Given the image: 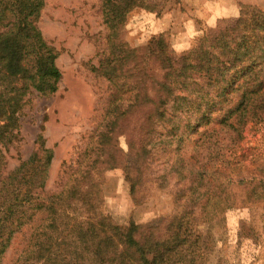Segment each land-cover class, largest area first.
<instances>
[{"label": "rangeland", "instance_id": "obj_1", "mask_svg": "<svg viewBox=\"0 0 264 264\" xmlns=\"http://www.w3.org/2000/svg\"><path fill=\"white\" fill-rule=\"evenodd\" d=\"M242 6L264 10V0H135L121 15L107 0L45 1L38 26L62 77L54 93L27 92L2 165L4 174L17 167L39 136L53 150L41 197L64 193L66 227L52 245L65 262L83 264L86 240L100 236L113 264H264V80L247 109L229 114L241 98L231 93L204 116L184 99L159 119L146 106V70L135 68L153 37L180 54L234 25ZM48 222L36 213L0 264H14ZM128 231L145 243L146 263L127 247Z\"/></svg>", "mask_w": 264, "mask_h": 264}, {"label": "trees", "instance_id": "obj_2", "mask_svg": "<svg viewBox=\"0 0 264 264\" xmlns=\"http://www.w3.org/2000/svg\"><path fill=\"white\" fill-rule=\"evenodd\" d=\"M45 1L0 0V263L16 233L30 224L36 213L47 212L48 227L44 226L41 232L33 230L27 248L14 264H68L60 249L52 245L54 236L58 240L66 227L58 219L64 211V193L41 197L49 178L53 150L39 136L38 149L17 167L4 174L2 165V146L7 147L17 135L13 132L15 125L18 126L15 114L24 106L27 92L54 93L62 77L56 63L58 52L45 40L38 26ZM107 1L121 15L135 0ZM242 7L234 25L209 29L194 47L180 54L171 48L164 35L155 36L148 43L146 64L135 68L146 70V106L154 111L155 117L165 119L176 115L184 99L183 102L204 112V116L207 109L216 107L219 97L231 93H238L241 98L227 112L247 109L264 80V10ZM150 59L156 60L158 67L152 68ZM156 68L160 74L152 72ZM108 69L113 71L114 67ZM92 231L96 237L98 232ZM124 238L127 247H136L134 251L146 263L145 243L135 241L131 231ZM181 242L174 240L171 246L179 251ZM171 246L168 248L173 250ZM102 251L100 236L96 245L86 240L83 264H104L103 260L113 264L110 256L107 259L101 255ZM162 256L152 261L157 262L158 258L162 261ZM71 264L78 263L71 260Z\"/></svg>", "mask_w": 264, "mask_h": 264}, {"label": "crops", "instance_id": "obj_3", "mask_svg": "<svg viewBox=\"0 0 264 264\" xmlns=\"http://www.w3.org/2000/svg\"><path fill=\"white\" fill-rule=\"evenodd\" d=\"M234 7H235V8H238V5H236V3H235V4H234ZM236 10H237V9H236ZM237 11H238V10H237ZM235 14H236V13H235Z\"/></svg>", "mask_w": 264, "mask_h": 264}]
</instances>
